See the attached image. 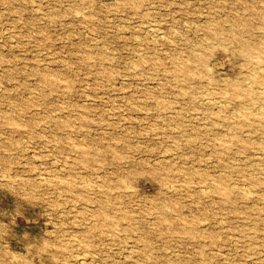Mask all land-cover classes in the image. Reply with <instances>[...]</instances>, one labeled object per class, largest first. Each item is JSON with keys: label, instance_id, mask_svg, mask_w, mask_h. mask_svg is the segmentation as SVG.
Listing matches in <instances>:
<instances>
[{"label": "rangeland", "instance_id": "rangeland-1", "mask_svg": "<svg viewBox=\"0 0 264 264\" xmlns=\"http://www.w3.org/2000/svg\"><path fill=\"white\" fill-rule=\"evenodd\" d=\"M0 264H264V0H0Z\"/></svg>", "mask_w": 264, "mask_h": 264}]
</instances>
